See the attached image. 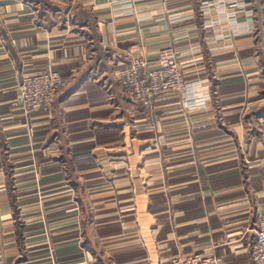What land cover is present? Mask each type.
<instances>
[{
	"label": "crops",
	"instance_id": "0c3cea01",
	"mask_svg": "<svg viewBox=\"0 0 264 264\" xmlns=\"http://www.w3.org/2000/svg\"><path fill=\"white\" fill-rule=\"evenodd\" d=\"M167 47L194 104L149 113L117 74ZM263 215L264 0H0V264H253Z\"/></svg>",
	"mask_w": 264,
	"mask_h": 264
},
{
	"label": "built area",
	"instance_id": "2783aa9c",
	"mask_svg": "<svg viewBox=\"0 0 264 264\" xmlns=\"http://www.w3.org/2000/svg\"><path fill=\"white\" fill-rule=\"evenodd\" d=\"M156 62L158 68L151 70L146 60L134 59L126 68L119 71L117 81L126 96L132 103L149 113L154 111L159 97L171 94L182 97L184 110L190 108L194 101L191 99L190 102L189 98H185L189 86L175 50L171 47L161 49ZM67 85V80L52 68L38 74L23 75L18 85V104L27 112L48 113L53 109L57 95ZM251 260L253 264H264V215L257 221ZM161 264H222V262L218 258L195 254L173 258Z\"/></svg>",
	"mask_w": 264,
	"mask_h": 264
},
{
	"label": "rangeland",
	"instance_id": "374dc122",
	"mask_svg": "<svg viewBox=\"0 0 264 264\" xmlns=\"http://www.w3.org/2000/svg\"><path fill=\"white\" fill-rule=\"evenodd\" d=\"M119 73V72H118ZM118 75V74H117Z\"/></svg>",
	"mask_w": 264,
	"mask_h": 264
}]
</instances>
